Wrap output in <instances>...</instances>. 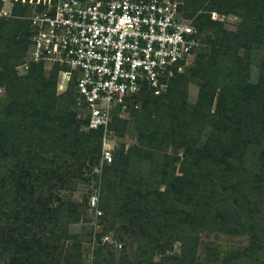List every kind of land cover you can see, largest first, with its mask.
Masks as SVG:
<instances>
[{
    "label": "trees",
    "instance_id": "obj_1",
    "mask_svg": "<svg viewBox=\"0 0 264 264\" xmlns=\"http://www.w3.org/2000/svg\"><path fill=\"white\" fill-rule=\"evenodd\" d=\"M182 1L187 17L199 14L201 29L214 12L242 22L217 33L211 53L201 50L165 94L142 92L129 118L111 123L114 139L133 124L138 134L137 144L104 169L105 215L98 221L119 225L122 249L104 243L107 228L97 237L86 226V234H71L70 224L87 222L73 202L60 197L52 207L37 198L83 179L103 158L104 131L81 132L89 121L75 112L74 87L58 93L59 66L32 64L19 73L30 22L0 17V264H86L81 250L93 238V264H202L196 231L203 228L250 237L243 252L215 254L221 264H264V58L251 79L253 59L264 51V0ZM190 81L200 86L191 108L184 86ZM203 109L210 110L206 120ZM148 162H156L158 174L147 176ZM69 241L74 250L65 255ZM176 244L181 253L173 255Z\"/></svg>",
    "mask_w": 264,
    "mask_h": 264
},
{
    "label": "built area",
    "instance_id": "obj_2",
    "mask_svg": "<svg viewBox=\"0 0 264 264\" xmlns=\"http://www.w3.org/2000/svg\"><path fill=\"white\" fill-rule=\"evenodd\" d=\"M15 1L30 7L25 18L31 27L29 51L18 69L25 74L32 64L60 67L58 93L74 87L77 107L89 121L85 130L104 131L103 158L109 163L113 120L124 118L142 92L165 94L217 33L232 30L229 19H238L214 12L201 29L199 14L187 17L182 0ZM104 243L123 248L108 237Z\"/></svg>",
    "mask_w": 264,
    "mask_h": 264
},
{
    "label": "rangeland",
    "instance_id": "obj_3",
    "mask_svg": "<svg viewBox=\"0 0 264 264\" xmlns=\"http://www.w3.org/2000/svg\"><path fill=\"white\" fill-rule=\"evenodd\" d=\"M3 7L0 10V17L12 20H21V21H27L25 16L28 14L29 6L28 4H23L22 2H17L15 0H2ZM230 23L232 24L231 28L232 30H236L238 26L241 24L242 19L238 17L236 18H230ZM212 45L202 48V50H207L205 52L206 55H209L211 53ZM264 51H259L256 53L255 58L253 59V71L251 74V79L254 81L257 79V68H259V63L264 58ZM243 52L241 51V54ZM196 60V59H195ZM51 69L47 68V71H50ZM20 74H23L22 71L18 70ZM185 89L187 90V102L190 106H196L199 101V94H200V86L197 85L195 81H190L186 83ZM5 95V90L2 88L0 89V99ZM217 102V101H216ZM131 107V106H130ZM189 108V109H190ZM72 109V108H71ZM130 109V108H129ZM141 109V105L139 108ZM74 111V108L72 109ZM215 108L212 110L211 113H214ZM77 113H83L82 109L77 108L75 110ZM210 114V110L203 109L202 111V117L203 119H208V116ZM84 116V115H83ZM127 119L129 118V110L125 114ZM81 132L87 133L85 128L82 126ZM137 131L135 130L134 124L129 126L126 134L124 137L117 136L114 141H111L108 145V148H110L111 152L113 153V160L117 153L124 150L125 153L129 151L131 146L137 144ZM124 146V148H123ZM172 154V152H169ZM247 163L250 164L251 158H247ZM95 166L91 171H87L85 176L82 178H73L68 179L65 181L64 185H60V183L53 186L51 189L49 188L46 192L40 193L37 198L40 197V199L43 200L45 203H49L52 205V207H55L59 205L60 201L59 198L62 197L64 200L71 201L75 206H77L79 209L83 210L84 214V220H87V222H83L80 224H70L69 231L71 234H86V231H82L83 227L88 228H94V237H97V234L103 233L104 229L107 228L108 232L105 234L106 237L110 238V241H114L115 243H119L118 234L116 233L115 228L118 227L116 223H107L100 225V222L98 221L100 210L101 212L105 211L101 210L99 206L102 204V190L104 189V169L106 166H110L111 163L104 160V158L100 157L99 160L95 161ZM151 162H148L145 166V170L147 176L150 175V172L153 170L156 174H158V169H156V162L155 166H150ZM160 172V171H159ZM155 179V178H154ZM161 190H165V186L161 187ZM97 198V206L94 207L92 205V199ZM88 198L90 199V205L88 203ZM95 209V212L92 210ZM103 215V216H104ZM88 218V219H87ZM105 225V226H104ZM83 232V233H82ZM197 236L199 237L198 242V248H197V258L202 264H221L220 261H217V257L224 258L227 254L228 255H235L239 252H243L245 249L249 248L251 245L250 237L249 236H235L228 233H223L220 231L210 230L208 228L199 229L196 231ZM93 242H85L82 247V253H83V259L86 264H93L94 258H92V251H94V247L96 245L95 238H93ZM95 243V244H93ZM66 250L64 251V254H71L73 252V248L71 247L72 242L69 241L66 243ZM93 244V245H92ZM107 244V243H105ZM96 246H99L98 244ZM180 245L176 244L174 251H172L171 254H180L181 250L179 249ZM113 248V247H112ZM127 248H129L127 246ZM217 257L213 258L214 256ZM210 257V259H209ZM155 261H159L161 258L159 254H155L153 256ZM63 262V261H62Z\"/></svg>",
    "mask_w": 264,
    "mask_h": 264
}]
</instances>
